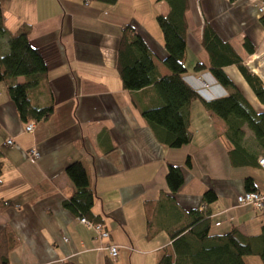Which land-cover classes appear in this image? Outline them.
Segmentation results:
<instances>
[{"label":"crops","instance_id":"0c3cea01","mask_svg":"<svg viewBox=\"0 0 264 264\" xmlns=\"http://www.w3.org/2000/svg\"><path fill=\"white\" fill-rule=\"evenodd\" d=\"M261 1L186 0L183 81L203 100L226 96L208 71L207 37L226 46L264 87V16L257 10ZM1 4L7 29L28 25L30 44L47 65L46 78L29 93L30 103L53 108L46 121L30 123L32 132H24L0 84V233L6 231L16 242L8 264H157L172 250L170 234L190 222L187 215L193 209L207 214L211 234L235 229L261 249L264 211L237 203L246 192V178L257 192H264V169L258 164L264 151L253 133L245 125L243 136L232 143L225 123L195 100L187 114L190 143L169 148L141 115L163 104L155 87L134 92L122 87L116 51L125 24L150 48L159 76L169 75L156 22L168 11L165 2ZM198 63L207 69L195 71ZM221 70L255 112H264L234 63ZM198 77L207 83V91ZM16 83H24V78ZM8 140L13 143L8 145ZM30 150L39 158H31ZM73 162L85 169L94 196L91 213L108 230L107 241L64 207L74 192L64 169ZM170 165L183 175L174 195L165 180ZM107 242L120 247L116 259L99 249ZM250 262L264 264V259L244 257L245 264Z\"/></svg>","mask_w":264,"mask_h":264},{"label":"trees","instance_id":"16d2710c","mask_svg":"<svg viewBox=\"0 0 264 264\" xmlns=\"http://www.w3.org/2000/svg\"><path fill=\"white\" fill-rule=\"evenodd\" d=\"M96 1L113 5L118 0ZM158 1L165 2L168 7L166 14L156 17V22L167 52L162 64L169 75L159 76L153 53L130 24L122 26L116 51V69L124 90L134 92L152 86L160 95L163 101L160 107L141 112L159 141L172 149L190 143L188 107L198 100L206 110L225 123L227 138L232 143L237 144L243 136L242 128L246 125L264 151V112L257 113L251 108L221 67L234 63L257 100L264 104V87L259 79L226 46L217 42L214 37L211 40L207 37L205 43L211 55L208 71L226 96L203 100L199 93L183 81L186 72V0ZM29 34L30 27L25 24H21L13 32L7 29L0 0V84H4L17 118L23 125L46 121L53 113L51 105L36 107L29 100V93L44 81L48 70L41 52L30 44ZM204 69L207 68L200 63L194 68L195 71ZM18 77H23L24 83H16ZM186 164L190 166L189 158L186 159ZM64 172L74 188L72 196L64 202V207L80 219L84 218L91 224H101L91 213L94 196L83 166L79 162H73L66 166ZM165 180L170 193L174 195L183 184L181 169L168 166ZM244 184L246 192H257L250 178H246ZM187 216L190 222L170 234L172 250L165 252L157 264H245L244 257L247 256H260L264 259V235L259 239L258 247L261 249L257 251L254 240L235 229L222 235L211 234L210 222L203 210H190ZM15 244L6 231L0 233V264H8V253Z\"/></svg>","mask_w":264,"mask_h":264},{"label":"built area","instance_id":"2783aa9c","mask_svg":"<svg viewBox=\"0 0 264 264\" xmlns=\"http://www.w3.org/2000/svg\"><path fill=\"white\" fill-rule=\"evenodd\" d=\"M257 10L259 13L264 14V0L260 2V5L258 6ZM187 78L190 79L192 77L189 76ZM196 79L199 80L202 84H204V82H202V80L199 77ZM203 87H204L203 88L204 91L208 90V86L205 85ZM32 130H33V124L29 123L25 125L24 132L31 133ZM12 143L13 142L11 140L7 141L8 145H11ZM28 155L34 159L39 158V153L34 150L28 151ZM258 164L262 169H264V158L258 159ZM237 203L239 206H251L255 210L263 212L264 211V192H245L237 197ZM79 221L83 225L92 228L96 236L100 240L107 241L109 239L110 237L109 232L103 225L91 224L84 218L79 219ZM99 249L106 251L110 258L116 259L119 254L120 247H118L115 244H110L107 242L106 245H104L103 247H100Z\"/></svg>","mask_w":264,"mask_h":264},{"label":"rangeland","instance_id":"374dc122","mask_svg":"<svg viewBox=\"0 0 264 264\" xmlns=\"http://www.w3.org/2000/svg\"><path fill=\"white\" fill-rule=\"evenodd\" d=\"M162 69H165V68L163 67ZM202 82H203V81H202ZM1 87H2V86H1ZM203 88H204V87H203ZM24 126H25V125H23V127H22L23 129H24ZM250 264H252V262H250ZM253 264H255V263H253Z\"/></svg>","mask_w":264,"mask_h":264},{"label":"bare ground","instance_id":"6f19581e","mask_svg":"<svg viewBox=\"0 0 264 264\" xmlns=\"http://www.w3.org/2000/svg\"><path fill=\"white\" fill-rule=\"evenodd\" d=\"M205 85L208 86L207 83L204 82L203 86H205Z\"/></svg>","mask_w":264,"mask_h":264},{"label":"clouds","instance_id":"9594fccd","mask_svg":"<svg viewBox=\"0 0 264 264\" xmlns=\"http://www.w3.org/2000/svg\"><path fill=\"white\" fill-rule=\"evenodd\" d=\"M201 96V95H200Z\"/></svg>","mask_w":264,"mask_h":264}]
</instances>
